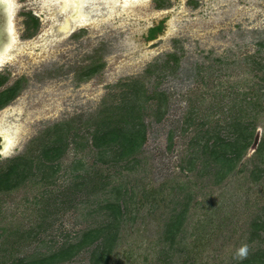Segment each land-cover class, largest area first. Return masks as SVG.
I'll return each mask as SVG.
<instances>
[{
	"label": "rangeland",
	"instance_id": "1",
	"mask_svg": "<svg viewBox=\"0 0 264 264\" xmlns=\"http://www.w3.org/2000/svg\"><path fill=\"white\" fill-rule=\"evenodd\" d=\"M25 1L15 0L18 45L11 59L0 66V74L9 78L2 90L21 81L18 96L0 110V142L7 131L13 138L10 150L0 155V164L25 153L32 141L54 124L77 119L84 124V133L86 120L104 103L119 102L126 90L122 85L143 75L147 87L165 91L168 101L160 123L154 116L158 103L148 104V142L141 151V163L134 169L109 167L91 147L84 152L71 148L62 159L63 169L54 185L44 187L29 181L0 194V242L9 231L40 221L44 202L64 193L66 198L60 200L65 198L66 204L57 201L62 205L51 207V217L44 220L47 230L21 252L46 253L67 237L74 238L110 221L101 206L108 199L115 201L114 189L122 193L127 190L123 198L134 194L135 203L132 214L120 223L111 264H162L165 224L184 196L193 193L180 235L184 239L177 248L191 247L196 242L194 233L206 232L197 264H235L238 248L246 244L250 251L253 247L248 243L250 225L264 207V178L255 181L252 177L259 164L256 151L264 140V112L257 121V150L250 147L238 173L220 184L214 183L211 174L197 177L196 172L182 171L181 165L190 153L188 144L195 135L194 129L183 132L182 121L190 99L208 113L213 94L222 89L234 87L233 91L240 94L262 95L264 72L257 70V63L264 65V0H132L129 4L96 0L88 7V24L73 26L74 34L63 30L70 14L61 13L58 1ZM30 9L41 18L37 17V31L28 37L31 23L24 13ZM161 21L165 22L163 34L149 41L150 29ZM171 54L180 58L177 70L160 68L161 77L146 73L152 65H163ZM173 64L171 61L169 65ZM99 65H103L100 72L85 77ZM171 133L173 141H169ZM79 160L85 162L86 169L110 176L111 184L105 194L91 199L78 196L80 202L74 205L76 196L69 194L68 188L77 174L84 173H71L73 163ZM178 185L184 188L178 189ZM204 223L208 226L200 228ZM89 257L90 253L84 251L77 261L89 264ZM185 260L184 253H173L171 264H183Z\"/></svg>",
	"mask_w": 264,
	"mask_h": 264
},
{
	"label": "trees",
	"instance_id": "2",
	"mask_svg": "<svg viewBox=\"0 0 264 264\" xmlns=\"http://www.w3.org/2000/svg\"><path fill=\"white\" fill-rule=\"evenodd\" d=\"M32 22L30 27L36 32L39 21L33 19ZM162 29V24L151 29L149 39L155 40ZM171 61L174 62L172 66L169 65ZM179 62L177 54H171L163 65H152L146 73L158 74V77H161L164 68L177 70ZM257 65V70L264 72V65ZM102 67L103 65H99L91 68L85 73V77L97 74ZM145 78L143 75L142 79L123 84L126 90L121 94L120 101L113 104L104 103L92 118L85 121L84 133V124L80 125L77 119L54 124L42 137L32 141L25 153L4 160L0 164V194L12 192L29 183L44 187L54 185L63 169L62 159L71 148L84 152L91 147L98 151L100 159L109 167L134 169V166L141 163L139 157L148 142L149 125L145 121L150 116L147 114L148 104L158 103L154 116L155 122L160 123L166 114L163 107H166L168 101L166 92L158 90L157 86L154 89L148 88L143 81ZM8 81L6 75L0 74V110L15 100L21 89V81H17L15 85L2 90ZM233 89L234 87H231L215 92L212 105L207 109L208 113L199 110L200 105H196L195 100H189L188 111L183 116L182 130L189 132L194 129L195 135L188 144L190 153L184 160L185 165H181L182 171L196 172L197 177L211 174L216 184L223 182L232 173H238L236 170L253 145L259 114L264 112V92L256 97L250 93L240 94ZM173 136V133L169 135V141H173ZM256 154L259 164L252 171V177L253 180L260 181L264 178V140ZM74 171L84 172L77 174L75 182L68 188V193L76 196L72 199L74 205L80 202L78 196L91 199L105 194L111 184L110 176L86 169L82 160L73 163L71 173ZM177 187L180 189L182 186ZM114 190L115 201L108 199L100 208L106 211L110 221L85 230L74 238L67 237L46 253L22 255L24 246L32 240L36 241L47 230L44 220L51 217V207L57 208L66 204L64 199L67 194L60 193L58 197L48 199L40 210L43 213L39 217L40 221L29 228H15L9 231L3 242H0V264H84L77 261L84 251L90 253L89 264H111L120 238V223L132 214V206L135 203L134 194L126 200L123 197L127 190L124 193L119 189ZM157 190L161 191L160 188ZM60 197L65 198L60 200ZM57 201L62 204H57ZM192 201L193 193L186 194L183 202L178 203L179 210L175 207L165 224V231L161 236L166 243L161 251L162 264H171L173 253H184L186 260L183 264H197V259L201 257L200 251L205 246L206 232L194 233L197 234L196 242L191 247L177 248L179 241L184 239L180 235L184 233ZM207 226L208 224L204 223L200 228ZM250 226L248 243L253 244V247L246 259L238 260L235 264H264V207L254 215Z\"/></svg>",
	"mask_w": 264,
	"mask_h": 264
},
{
	"label": "bare ground",
	"instance_id": "3",
	"mask_svg": "<svg viewBox=\"0 0 264 264\" xmlns=\"http://www.w3.org/2000/svg\"><path fill=\"white\" fill-rule=\"evenodd\" d=\"M9 4V15H12V25H11V31L13 36L15 35V39L10 42V44L7 45V47L4 50V53H2L0 56V64L3 66L5 63H7L11 58L12 52L16 45H18V35L15 31V24H14V16L15 11L17 10V4L15 0H6ZM49 3H55L58 1V4L60 6L59 10L62 12H68L69 18H74V20L77 22V26H84L88 24L90 12L88 11L89 5H95L96 0H45ZM132 0H118V2H122L124 4H129ZM94 9V8H93ZM64 31L67 33H71L74 28L69 24V20L66 19V23L63 28ZM5 136L7 137V141L12 145L13 138L11 137V132L7 131L5 132ZM8 146V145H7Z\"/></svg>",
	"mask_w": 264,
	"mask_h": 264
},
{
	"label": "water",
	"instance_id": "4",
	"mask_svg": "<svg viewBox=\"0 0 264 264\" xmlns=\"http://www.w3.org/2000/svg\"><path fill=\"white\" fill-rule=\"evenodd\" d=\"M12 19H13L12 15H9V12L6 14L0 11V55L4 53V50L7 47V45L10 44V42L15 39V35L13 36L14 33H12L13 31H11ZM6 138L7 137L4 136V138L2 139L0 155H4L5 153H7L12 146L7 141ZM259 142H260V131L257 132L254 144L252 146V151L257 150Z\"/></svg>",
	"mask_w": 264,
	"mask_h": 264
},
{
	"label": "flooded vegetation",
	"instance_id": "5",
	"mask_svg": "<svg viewBox=\"0 0 264 264\" xmlns=\"http://www.w3.org/2000/svg\"><path fill=\"white\" fill-rule=\"evenodd\" d=\"M24 2H26L25 0H24ZM22 3H23V0H22ZM25 7V6H24ZM32 9H30V11H25V13H24V16L25 17H27L28 19H29V21H30V23L31 24H33V22H31V21H33V19H38L37 17H39V18H41L39 15H37L36 13H34V12H32L31 11ZM0 11H2L3 13H8L9 12V4H8V2L6 1V0H0ZM24 12V11H23ZM73 19V21H75L74 20V18H70V20H72ZM14 20H15V16H14ZM69 20V21H70ZM39 21V20H38ZM77 24V22H73V23H71L70 25L71 26H75V27H78V28H80L81 26H77L76 24ZM40 24V23H39ZM163 25V29L160 31V33L157 35V36H159V35H161V34H163V32H164V29H165V22L164 21H161L158 25H156V26H154V27H152L151 29H153V28H155V27H158V26H160V25ZM82 28V27H81ZM150 29V30H151ZM35 33V31H34V29H33V31H32V27H29L28 28V37H30V36H32L33 34ZM74 34V31H72L71 32V34ZM149 35H150V31H149ZM149 35H148V38H149ZM149 41H154V40H150V39H148ZM1 142H2V139H1ZM1 142H0V148H1Z\"/></svg>",
	"mask_w": 264,
	"mask_h": 264
},
{
	"label": "clouds",
	"instance_id": "6",
	"mask_svg": "<svg viewBox=\"0 0 264 264\" xmlns=\"http://www.w3.org/2000/svg\"><path fill=\"white\" fill-rule=\"evenodd\" d=\"M248 251H249L248 246L246 244L242 245L240 248L236 250L233 258L238 260L246 259L248 255Z\"/></svg>",
	"mask_w": 264,
	"mask_h": 264
}]
</instances>
